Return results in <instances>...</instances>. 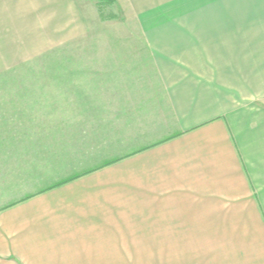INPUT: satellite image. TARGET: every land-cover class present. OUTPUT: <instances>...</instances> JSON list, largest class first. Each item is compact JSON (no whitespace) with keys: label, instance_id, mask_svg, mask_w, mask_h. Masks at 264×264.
Wrapping results in <instances>:
<instances>
[{"label":"crops","instance_id":"obj_1","mask_svg":"<svg viewBox=\"0 0 264 264\" xmlns=\"http://www.w3.org/2000/svg\"><path fill=\"white\" fill-rule=\"evenodd\" d=\"M79 1L0 0V75L84 36ZM115 1L155 85L109 89L67 139L6 146L0 264H264V0Z\"/></svg>","mask_w":264,"mask_h":264},{"label":"rangeland","instance_id":"obj_2","mask_svg":"<svg viewBox=\"0 0 264 264\" xmlns=\"http://www.w3.org/2000/svg\"><path fill=\"white\" fill-rule=\"evenodd\" d=\"M78 7L87 27L84 36L0 75V153L8 146L7 152L23 156L29 152L24 148L27 142L46 137L67 139L68 125L96 124L93 116L108 112L109 89L155 85L137 20L127 4L80 0ZM123 72L138 75L141 84L123 80L119 77ZM112 101L125 98L112 97ZM1 156L0 175L5 183L15 174L9 167L14 162L6 166ZM173 260L136 258L133 264H173Z\"/></svg>","mask_w":264,"mask_h":264},{"label":"trees","instance_id":"obj_3","mask_svg":"<svg viewBox=\"0 0 264 264\" xmlns=\"http://www.w3.org/2000/svg\"><path fill=\"white\" fill-rule=\"evenodd\" d=\"M101 1L108 4H113L115 2V0H101Z\"/></svg>","mask_w":264,"mask_h":264}]
</instances>
